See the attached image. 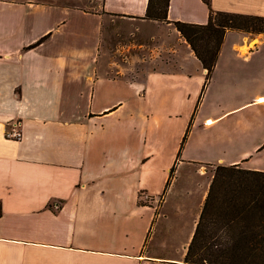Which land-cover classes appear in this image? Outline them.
Masks as SVG:
<instances>
[{
  "label": "crops",
  "instance_id": "crops-1",
  "mask_svg": "<svg viewBox=\"0 0 264 264\" xmlns=\"http://www.w3.org/2000/svg\"><path fill=\"white\" fill-rule=\"evenodd\" d=\"M209 1L0 0V264H189L205 167L264 171V32L227 30L205 86L175 25L264 0Z\"/></svg>",
  "mask_w": 264,
  "mask_h": 264
},
{
  "label": "trees",
  "instance_id": "trees-1",
  "mask_svg": "<svg viewBox=\"0 0 264 264\" xmlns=\"http://www.w3.org/2000/svg\"><path fill=\"white\" fill-rule=\"evenodd\" d=\"M210 4L209 0H205ZM169 0H149L146 16L166 21ZM207 69L215 68L227 30L264 32V16L210 11L205 24L175 22ZM189 129V128H188ZM188 131L184 137L187 138ZM179 151L178 157L180 155ZM175 165L170 171V182ZM184 261L189 264H264V171L218 164Z\"/></svg>",
  "mask_w": 264,
  "mask_h": 264
},
{
  "label": "rangeland",
  "instance_id": "rangeland-1",
  "mask_svg": "<svg viewBox=\"0 0 264 264\" xmlns=\"http://www.w3.org/2000/svg\"><path fill=\"white\" fill-rule=\"evenodd\" d=\"M42 1H56V2L69 3V4L81 6L86 10H96L97 8L100 7V4H101V0H42ZM206 78H207V75H206ZM206 84L207 83L205 82V86H206ZM244 109H245L244 110L245 113H247L248 115H252L255 107H253L252 105H248ZM190 124L191 123H189V125L187 127V129L189 128L188 133H189L190 128L191 127L193 128V126H194V119H193V124L191 125V127H190ZM200 129L202 130V128H200ZM180 148L182 149V145ZM180 158L183 159V156L181 157L179 155L178 159L180 160ZM176 167H177V165L175 164V170H176ZM215 168H216V165H207L205 167V171L203 173L206 172L207 175H209V176L212 175V177H213ZM173 175H175V173H173Z\"/></svg>",
  "mask_w": 264,
  "mask_h": 264
},
{
  "label": "built area",
  "instance_id": "built-area-1",
  "mask_svg": "<svg viewBox=\"0 0 264 264\" xmlns=\"http://www.w3.org/2000/svg\"><path fill=\"white\" fill-rule=\"evenodd\" d=\"M23 136V132L20 127L19 122H13L11 127L7 130V137L13 139H21Z\"/></svg>",
  "mask_w": 264,
  "mask_h": 264
}]
</instances>
